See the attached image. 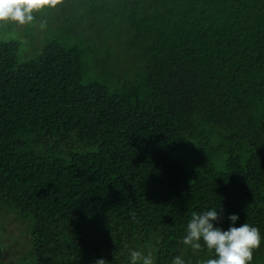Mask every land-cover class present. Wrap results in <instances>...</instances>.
<instances>
[{
    "label": "trees",
    "instance_id": "trees-1",
    "mask_svg": "<svg viewBox=\"0 0 264 264\" xmlns=\"http://www.w3.org/2000/svg\"><path fill=\"white\" fill-rule=\"evenodd\" d=\"M35 13L38 42L0 20V264H128L129 249L203 264L185 225L219 205L221 228L236 213L259 230L264 264V0Z\"/></svg>",
    "mask_w": 264,
    "mask_h": 264
},
{
    "label": "clouds",
    "instance_id": "clouds-1",
    "mask_svg": "<svg viewBox=\"0 0 264 264\" xmlns=\"http://www.w3.org/2000/svg\"><path fill=\"white\" fill-rule=\"evenodd\" d=\"M42 4L43 0H0V20L27 23L33 18L32 11ZM47 4H52V0ZM222 215V205L193 213L186 222L183 243L193 249L203 246L213 253L203 264H251L252 252L261 243L259 230L248 223L237 225L236 213H228V226L221 228L216 222ZM95 264H106V261L98 258ZM128 264H153V259L139 250L129 249ZM171 264H184V261L177 256L172 258Z\"/></svg>",
    "mask_w": 264,
    "mask_h": 264
},
{
    "label": "rangeland",
    "instance_id": "rangeland-1",
    "mask_svg": "<svg viewBox=\"0 0 264 264\" xmlns=\"http://www.w3.org/2000/svg\"><path fill=\"white\" fill-rule=\"evenodd\" d=\"M37 15H38L37 13L32 14L33 18L30 21V25L33 24V30H34L33 31V35H34L33 37H34V41L35 42H38V37L41 35L40 33H42V31L44 30V29H42V27H40V24H41V21H42L41 20L42 16L39 17ZM9 21H12V20H7V19L6 20H1V22L4 23V25H2L1 28H2V33L5 34V37L15 36L18 33L17 31H22L26 27L25 24L17 23L16 24L17 31H15L12 27L9 28V24H6V23H9ZM121 37H123V36H121ZM123 41H124L123 38L120 39V37H119L118 42L122 44ZM120 46H122V45H118V47H120ZM15 228H17L16 231H15ZM3 234L5 235V237L9 235L7 237L8 240H12L14 238L16 240L17 244H18L19 243L18 236L23 234V230L21 231V225L20 224H18V225H17V223H13V224H10V225L6 224V227L4 228ZM3 252H4L5 255L8 254V250L7 249H4Z\"/></svg>",
    "mask_w": 264,
    "mask_h": 264
},
{
    "label": "snow or ice",
    "instance_id": "snow-or-ice-1",
    "mask_svg": "<svg viewBox=\"0 0 264 264\" xmlns=\"http://www.w3.org/2000/svg\"><path fill=\"white\" fill-rule=\"evenodd\" d=\"M44 4H47L48 3V0H43ZM56 3V0H52V4H55Z\"/></svg>",
    "mask_w": 264,
    "mask_h": 264
}]
</instances>
